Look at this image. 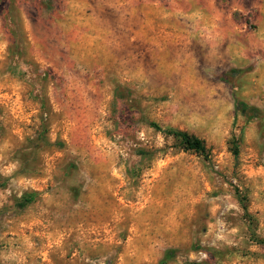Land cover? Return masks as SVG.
Instances as JSON below:
<instances>
[{"label": "rangeland", "instance_id": "obj_1", "mask_svg": "<svg viewBox=\"0 0 264 264\" xmlns=\"http://www.w3.org/2000/svg\"><path fill=\"white\" fill-rule=\"evenodd\" d=\"M0 264H264V0H0Z\"/></svg>", "mask_w": 264, "mask_h": 264}, {"label": "trees", "instance_id": "obj_2", "mask_svg": "<svg viewBox=\"0 0 264 264\" xmlns=\"http://www.w3.org/2000/svg\"><path fill=\"white\" fill-rule=\"evenodd\" d=\"M241 105L245 104L239 100L236 101V108H240ZM254 112H257L258 109L256 107H252ZM150 125L157 130L158 132L162 133L167 137H172L177 141L178 146L186 151H195L202 154L204 157L209 158L210 152L209 148L204 139L199 137L194 133H190L187 130L178 129L174 127H164L155 121H150ZM233 151L235 154H238L239 148L236 139H233Z\"/></svg>", "mask_w": 264, "mask_h": 264}]
</instances>
